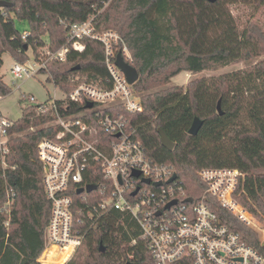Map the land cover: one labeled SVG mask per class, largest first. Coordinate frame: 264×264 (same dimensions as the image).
I'll use <instances>...</instances> for the list:
<instances>
[{
  "label": "trees",
  "instance_id": "trees-1",
  "mask_svg": "<svg viewBox=\"0 0 264 264\" xmlns=\"http://www.w3.org/2000/svg\"><path fill=\"white\" fill-rule=\"evenodd\" d=\"M1 1L11 6L0 9V97L12 92L1 73L5 54L14 62L26 63L30 51L36 58L45 47L57 52L69 43L67 25L95 16L97 32L112 30L124 39L131 55L128 62L139 73L134 88L142 99L143 111L124 115L128 128L135 130L150 158L172 166L194 202L206 188L199 171L241 170L248 174L245 203L251 200L264 210V60L252 63L264 56V24L255 20L256 16L241 23L228 0ZM257 3L258 10L264 9V0ZM17 21L26 24L27 30L21 32ZM81 43L82 52L69 44L64 62L52 61L41 71L49 76L48 83L64 93L72 90L77 77L93 84L109 77L103 45L89 38ZM238 63L247 67L196 79L186 87L162 89L183 72L197 73ZM40 107L27 106L15 121L9 132L6 165L3 167L0 161V264H40L38 259L46 246L51 203L44 191L38 144L58 129L52 126L56 119L53 108L39 112ZM245 113L248 123L239 122ZM195 118L203 125L197 136H191L189 130ZM159 129L175 143L172 151L163 147ZM85 183L98 189L88 194L73 192L76 210L97 206L113 190L112 181L95 165L86 173ZM207 202L223 224L260 252L264 264V246L257 234L214 197L209 196ZM251 211L257 214L252 205ZM84 219L80 229L83 244L67 264H154L131 215L97 210L92 219ZM54 256L55 264L66 260L64 253ZM181 264L193 262L186 258Z\"/></svg>",
  "mask_w": 264,
  "mask_h": 264
},
{
  "label": "built area",
  "instance_id": "built-area-1",
  "mask_svg": "<svg viewBox=\"0 0 264 264\" xmlns=\"http://www.w3.org/2000/svg\"><path fill=\"white\" fill-rule=\"evenodd\" d=\"M95 18L67 25L68 45L82 52L83 39L100 42L104 47L109 77L98 84L77 77L69 93L54 85L61 96L39 104L42 105L39 112L53 108L56 119L52 126L58 130L52 136L42 138L38 144L44 191L51 203L46 246L38 262L55 264V253H64L67 263L83 244L84 235L80 229L84 217L92 219L94 211L112 209L129 214L135 220L141 231L140 240L147 246L154 264H181L186 258L193 264H262L260 252L223 224L207 202L209 196L214 197L224 209L255 232L264 246V229L259 228L255 217L260 211L251 200L248 202L257 214L245 206L248 174L238 169H202L198 177L206 188L195 202L186 195L177 177L171 181L176 176L173 167L152 160L136 138L135 130L128 128L124 112L143 111L142 99L134 84H130L116 66L120 53L127 62L131 58L128 46L117 32H97ZM26 37V33L22 35L23 40ZM68 45L57 52L45 47L33 61L15 63L11 68V84L20 89L19 81L41 74L52 61L64 62ZM29 100L36 101L34 97ZM14 123L0 114V161L3 167L9 154V132ZM91 165L99 167L101 173L112 181L113 190L97 206L86 205L76 210L72 193L77 194L88 186L85 175ZM157 183L161 185L156 186ZM10 204L8 201L7 205Z\"/></svg>",
  "mask_w": 264,
  "mask_h": 264
},
{
  "label": "rangeland",
  "instance_id": "rangeland-1",
  "mask_svg": "<svg viewBox=\"0 0 264 264\" xmlns=\"http://www.w3.org/2000/svg\"><path fill=\"white\" fill-rule=\"evenodd\" d=\"M232 2L231 11L235 17H237L241 23H246L253 16L255 20H259L264 24V9L258 10L257 0H228ZM258 10V11H257ZM157 18V16H156ZM243 26V25H242ZM17 27L21 32L27 30V25L17 21ZM243 28V27H242ZM47 36L45 37V39ZM41 49L39 50L40 56ZM30 59L28 61H33L35 56L32 51L29 52ZM38 56V57H39ZM4 65L2 67L1 73L4 76V81L11 86L12 92L7 97L0 98V114L9 118L12 121L19 120L23 111L27 106L39 105L41 103H45L47 101H53L56 97H60L61 93L54 86L53 83H48V75L47 74H39L32 79L19 81L17 85L21 88L17 89L15 86L11 84L13 80V76L11 73L12 66L17 63L14 62L9 54H5L3 56ZM264 60V56L260 57L257 60H254L252 63L255 65ZM247 67L245 63H238L233 65H228L224 67H220L217 69H207L202 70L197 73L192 72H183L184 74H180L179 77H174L171 79V82L168 86L163 87L162 89L174 87V86H184L186 87L191 81L196 79H206L210 77H218L224 74L236 72L243 70ZM186 73V74H185ZM188 73V74H187ZM184 78H186L184 80ZM34 97L36 99L35 102H31L29 98ZM241 123H248V115L245 113L239 120ZM245 204V203H244ZM248 210L251 209V204L246 205ZM260 211L255 217L258 221L259 228L264 229V210L258 208ZM67 264V263H65Z\"/></svg>",
  "mask_w": 264,
  "mask_h": 264
},
{
  "label": "water",
  "instance_id": "water-1",
  "mask_svg": "<svg viewBox=\"0 0 264 264\" xmlns=\"http://www.w3.org/2000/svg\"><path fill=\"white\" fill-rule=\"evenodd\" d=\"M211 3H215L217 0H208ZM11 4L6 2V1H1L0 0V9L6 8V7H10ZM116 66L120 69V71L122 73L125 74V76L127 77L128 81L130 84H135L139 78V73L138 71L131 65L129 64L123 57V55L120 53L117 57L116 60ZM218 111L219 114L222 115V109H221V104H218ZM203 125V121H201L199 118H195L190 130H189V135L191 136H197V134L199 133L201 127ZM158 133L160 135V139H161V143L163 145L164 148H166L169 151H172L175 147V143L169 138V136L167 135V133L163 130V129H159ZM136 176H138V173H135ZM177 176H174L172 178L171 181H173L174 179H176ZM145 183L149 184L150 181L149 180H144ZM161 185V183H157L156 186ZM98 189V187L96 185H88L85 189H80L77 194H82L84 192L87 193H91L93 191H96ZM138 190L135 191L133 193V195L137 194ZM187 201H191V199H188ZM176 202H173L172 204H175ZM170 204L168 206V208H170V206L172 205ZM101 251H104L103 248H101ZM127 264H136L133 262H128Z\"/></svg>",
  "mask_w": 264,
  "mask_h": 264
},
{
  "label": "crops",
  "instance_id": "crops-1",
  "mask_svg": "<svg viewBox=\"0 0 264 264\" xmlns=\"http://www.w3.org/2000/svg\"><path fill=\"white\" fill-rule=\"evenodd\" d=\"M182 74H184V73H182ZM182 74H181V75H182ZM185 74H186V73H185ZM187 74H188V73H187ZM179 76H180V75H179ZM179 76H177V77H179ZM177 77H176V78H177ZM174 79H175V78H174ZM185 79H186V78H184V80H185Z\"/></svg>",
  "mask_w": 264,
  "mask_h": 264
},
{
  "label": "bare ground",
  "instance_id": "bare-ground-1",
  "mask_svg": "<svg viewBox=\"0 0 264 264\" xmlns=\"http://www.w3.org/2000/svg\"><path fill=\"white\" fill-rule=\"evenodd\" d=\"M64 263H65V262H64ZM64 263H63V264H64Z\"/></svg>",
  "mask_w": 264,
  "mask_h": 264
}]
</instances>
